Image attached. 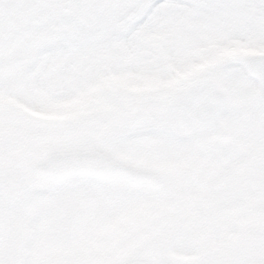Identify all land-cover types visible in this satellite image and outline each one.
Listing matches in <instances>:
<instances>
[{
  "label": "snow or ice",
  "instance_id": "obj_1",
  "mask_svg": "<svg viewBox=\"0 0 264 264\" xmlns=\"http://www.w3.org/2000/svg\"><path fill=\"white\" fill-rule=\"evenodd\" d=\"M0 264H264V0H0Z\"/></svg>",
  "mask_w": 264,
  "mask_h": 264
}]
</instances>
